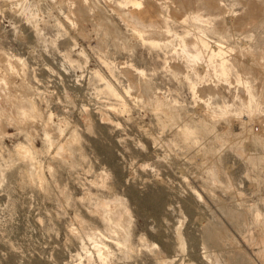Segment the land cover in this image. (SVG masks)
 I'll list each match as a JSON object with an SVG mask.
<instances>
[{"label": "rangeland", "instance_id": "374dc122", "mask_svg": "<svg viewBox=\"0 0 264 264\" xmlns=\"http://www.w3.org/2000/svg\"><path fill=\"white\" fill-rule=\"evenodd\" d=\"M261 240L264 0H0V264H264Z\"/></svg>", "mask_w": 264, "mask_h": 264}, {"label": "bare ground", "instance_id": "6f19581e", "mask_svg": "<svg viewBox=\"0 0 264 264\" xmlns=\"http://www.w3.org/2000/svg\"><path fill=\"white\" fill-rule=\"evenodd\" d=\"M213 47L214 48L211 51L212 55H215V54H218V53L221 52V46L219 44L214 43ZM192 55L196 57L198 55V51H194V53ZM4 66H5L6 69H8L10 71V72H8V76L10 77V75H11V77H14L12 69L14 68L15 65H13V63H11L10 61L6 60L4 62ZM1 76H2V79H5L4 75H1ZM22 109H23V107H21V110ZM170 235H171V237L173 238V240L176 243V246H175V249H174L173 260H179V259H181L183 257L182 256V250L184 249V245H183V242L181 240L180 232L178 230L174 229V232H171ZM93 241H94L93 247L96 248V251L98 253L99 258L102 259V260L105 259L106 255H107V251H108V248L106 247V244L102 243V242L101 243L100 242H96L95 240H93ZM258 247L264 248V240H261L259 242V246ZM85 252H88V250L85 249ZM89 254H91V253H89ZM261 257L263 258V261H264V255L263 254L261 255ZM180 264H182V262Z\"/></svg>", "mask_w": 264, "mask_h": 264}]
</instances>
